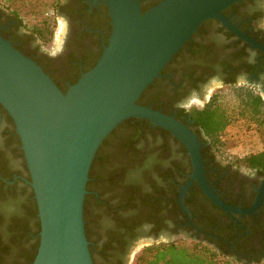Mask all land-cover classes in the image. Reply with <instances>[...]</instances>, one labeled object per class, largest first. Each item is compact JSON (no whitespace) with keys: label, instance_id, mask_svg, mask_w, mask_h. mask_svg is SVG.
Instances as JSON below:
<instances>
[{"label":"flooded vegetation","instance_id":"1","mask_svg":"<svg viewBox=\"0 0 264 264\" xmlns=\"http://www.w3.org/2000/svg\"><path fill=\"white\" fill-rule=\"evenodd\" d=\"M141 7L150 8L162 0H139ZM57 19L65 22L60 45L54 52L45 50L40 42L25 35V30L0 6V31L8 39L20 42L21 48L35 56L41 67L56 85L68 89L100 57L111 33V19L106 5L90 0H59ZM222 13L240 32L264 45V0H237ZM56 15V14H55ZM29 56V57H30ZM144 95L142 105L167 112L186 124L201 143L204 176L219 198L227 204L251 207L264 186V170L227 160L217 150L202 141L190 110L203 108L221 87L245 86L264 100V50L252 46L217 19L202 22L173 58L162 68ZM214 90L209 91V86ZM209 91V92H208ZM142 95V94H141ZM140 95V96H141ZM188 153V152H187ZM189 156V155H188ZM243 158V157H241ZM190 160V157H189ZM192 165L183 178L176 179V201L155 211L136 229L137 235L107 236L102 217L110 207L102 199H92L87 212L93 219V238L96 240L97 264H134V244L141 239L148 245L190 239L222 251L244 264L264 262V193L260 206L247 214L227 213L215 205L194 181L188 188L183 205L179 191L190 178ZM185 178L187 180L182 182ZM30 174L16 132L7 110L0 104V232L7 225L18 222L13 229L20 236L23 247L34 242L36 218L35 198ZM115 205L112 204L111 207ZM27 231L32 234L29 236ZM4 243L5 239H0ZM147 246V245H146Z\"/></svg>","mask_w":264,"mask_h":264},{"label":"water","instance_id":"2","mask_svg":"<svg viewBox=\"0 0 264 264\" xmlns=\"http://www.w3.org/2000/svg\"><path fill=\"white\" fill-rule=\"evenodd\" d=\"M97 1L106 5L111 19L108 42L96 64L65 92L0 31V104L19 135L40 222L39 246L31 264H94L83 218L89 170L100 144L128 118L145 119L167 130L187 149L192 172L178 201L188 219L183 200L194 181L227 213H253L264 193L262 186L248 208L222 201L206 181L201 143L193 131L175 116L137 103L205 20H219L264 50L222 13L237 0H162L145 12L139 0L90 3Z\"/></svg>","mask_w":264,"mask_h":264},{"label":"trees","instance_id":"3","mask_svg":"<svg viewBox=\"0 0 264 264\" xmlns=\"http://www.w3.org/2000/svg\"><path fill=\"white\" fill-rule=\"evenodd\" d=\"M0 6L7 11L9 19H15L20 24L27 37L41 43H47L53 38L57 24V12L53 11H57L59 0H0ZM148 9L141 7L142 12ZM50 11L53 14H50ZM1 34L8 39L3 31ZM10 41L22 53L30 56L29 52L21 48L20 42L18 44L14 39ZM30 57L40 65L35 56ZM79 78L73 80L72 84ZM150 86L151 84L137 99L138 104L142 105ZM66 90L62 89V92ZM232 99H235L236 104L229 106L228 101ZM189 113L197 131L203 133L204 137L200 139L209 141V145L215 150H220L224 144L222 133L236 118L264 127V100L258 93L245 86L233 87L224 100L214 93L210 102L203 108L194 107ZM237 162L264 170V150L237 158ZM189 169L187 149L167 130L139 118H128L115 127L100 144L92 161L86 186L88 193L83 205L85 234L94 264H97L94 261L97 245L93 238V219L87 212L89 201L97 199V194L98 198L110 206L101 213L109 230L108 238L114 239L113 236L120 235L134 236L137 235V227L148 220L153 212H158L169 203H175L176 179L183 178V174ZM186 180L187 178L182 182ZM112 204L115 205L111 207ZM32 211L36 218L33 232L36 235L35 242L25 249L24 239L12 232L18 222L7 225L3 232H0V239H5L3 244L0 242V264L32 263L39 246L40 231L36 202ZM27 234L32 235L28 231ZM134 264L242 263L207 244L192 240L191 243L175 240L144 246L136 254Z\"/></svg>","mask_w":264,"mask_h":264},{"label":"rangeland","instance_id":"4","mask_svg":"<svg viewBox=\"0 0 264 264\" xmlns=\"http://www.w3.org/2000/svg\"><path fill=\"white\" fill-rule=\"evenodd\" d=\"M50 14H53L52 11H50ZM64 25L65 22L62 19H57L53 38L47 43L40 42V45L45 50L54 52L60 45L64 34ZM214 88L213 85H210L207 89L211 91L214 90ZM231 90L232 88L229 87H221L215 89L213 93H217L221 100H224L229 96ZM228 102H230L229 106L236 104L235 99L229 100ZM222 140L224 144L221 146L220 150H217L221 157L227 160L241 158L251 152L264 150V127H258L256 124L242 118H236L222 133ZM177 241L191 243L190 239L180 238L177 239ZM149 243L150 242H137L132 247V252H135L136 255Z\"/></svg>","mask_w":264,"mask_h":264},{"label":"bare ground","instance_id":"5","mask_svg":"<svg viewBox=\"0 0 264 264\" xmlns=\"http://www.w3.org/2000/svg\"><path fill=\"white\" fill-rule=\"evenodd\" d=\"M63 30V29H62Z\"/></svg>","mask_w":264,"mask_h":264}]
</instances>
